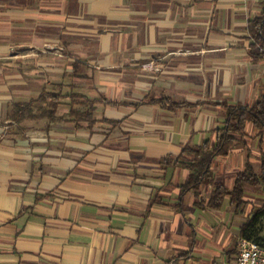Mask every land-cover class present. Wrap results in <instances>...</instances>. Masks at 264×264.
<instances>
[{
  "label": "crops",
  "instance_id": "crops-1",
  "mask_svg": "<svg viewBox=\"0 0 264 264\" xmlns=\"http://www.w3.org/2000/svg\"><path fill=\"white\" fill-rule=\"evenodd\" d=\"M263 5L0 0V264L233 260L261 189L246 188L240 213L228 196L209 201L248 166L261 174L264 134L248 124L199 196L176 161L215 144L228 106L260 99L248 24ZM42 96L60 98L56 120L14 119V105ZM72 101L82 113L93 102L95 124L71 117Z\"/></svg>",
  "mask_w": 264,
  "mask_h": 264
},
{
  "label": "trees",
  "instance_id": "trees-1",
  "mask_svg": "<svg viewBox=\"0 0 264 264\" xmlns=\"http://www.w3.org/2000/svg\"><path fill=\"white\" fill-rule=\"evenodd\" d=\"M248 39L251 41L250 54L252 57L256 60L264 57V5L260 17L249 21ZM59 99L56 96H51L50 98L42 96L37 101L29 104L14 105V119L18 122L27 118L40 119L45 117L56 120V112L60 105ZM75 105V101H72L71 117L78 123L86 121L89 125L95 124L93 102L86 101L82 103L83 106L89 107V111L84 113L74 109ZM36 107L38 108L37 113L34 114ZM248 124H252L260 131V134H264V90L260 99L253 106L227 107L225 126L223 129L217 131L215 144H211L208 140L200 147L186 146L184 148L176 161L177 166L190 172L188 181L182 187L184 192L194 190L199 196L200 188L204 184H213L215 174L212 166L215 159L229 155L236 143L239 140L242 141ZM262 161L263 165L260 175L254 173L251 166H248L247 170L237 176L232 190L223 186L216 187L209 201V206L214 209L220 208L224 198L228 196L231 199V204L240 213L248 205V201L246 200L247 187L260 188L264 195V157ZM164 162L169 165L167 160H164ZM250 216L241 229V238H247L264 244L263 239L259 236V227L264 220V200L259 209L256 210L254 208L251 211Z\"/></svg>",
  "mask_w": 264,
  "mask_h": 264
},
{
  "label": "built area",
  "instance_id": "built-area-1",
  "mask_svg": "<svg viewBox=\"0 0 264 264\" xmlns=\"http://www.w3.org/2000/svg\"><path fill=\"white\" fill-rule=\"evenodd\" d=\"M225 264H264V244L240 238L236 257Z\"/></svg>",
  "mask_w": 264,
  "mask_h": 264
},
{
  "label": "rangeland",
  "instance_id": "rangeland-1",
  "mask_svg": "<svg viewBox=\"0 0 264 264\" xmlns=\"http://www.w3.org/2000/svg\"><path fill=\"white\" fill-rule=\"evenodd\" d=\"M262 191V190H261ZM261 191H254L255 192V197H258V198H256V200L257 199H263L264 198V195H263V193L261 192ZM262 205V203H260V204H257L256 206V210L257 209H259V207ZM249 216H250V214H249V212H246L245 213V223L248 221V218H249ZM251 217V216H250ZM259 229H260V238L261 239H263V241H264V220L262 221V223L260 224V227H259ZM219 264H223V262H220Z\"/></svg>",
  "mask_w": 264,
  "mask_h": 264
}]
</instances>
